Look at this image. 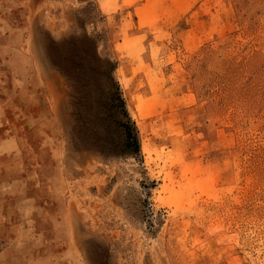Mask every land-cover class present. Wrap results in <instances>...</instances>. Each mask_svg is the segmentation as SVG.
<instances>
[{
  "label": "rangeland",
  "instance_id": "rangeland-1",
  "mask_svg": "<svg viewBox=\"0 0 264 264\" xmlns=\"http://www.w3.org/2000/svg\"><path fill=\"white\" fill-rule=\"evenodd\" d=\"M0 4V131L34 198L11 221L41 234L25 264H264V0Z\"/></svg>",
  "mask_w": 264,
  "mask_h": 264
},
{
  "label": "crops",
  "instance_id": "crops-1",
  "mask_svg": "<svg viewBox=\"0 0 264 264\" xmlns=\"http://www.w3.org/2000/svg\"><path fill=\"white\" fill-rule=\"evenodd\" d=\"M3 26H6V24L4 23ZM5 34L6 33H4V36H6ZM2 110H4V108L0 106V121L2 118ZM1 128L2 123L0 122V130ZM6 132L5 134L0 131V264H25L27 260L26 254L28 252L24 250L21 251L22 249L19 247L18 240L26 235H30L32 238L33 236L39 237L41 234L25 229L20 231L16 229V224H12V214H14V211L10 208V199L22 198V201L32 204V199L34 198L33 194L28 192L31 186L25 185L24 183L25 177L23 176V169H18L19 165L15 162L17 144L20 142V139L17 138L16 135H12L8 131ZM31 213L32 212L26 216L29 217L28 215H30L31 217ZM27 219L26 217L20 219L18 216L15 218L14 222H21L23 220L28 221ZM9 235L11 240L8 244H2L3 239Z\"/></svg>",
  "mask_w": 264,
  "mask_h": 264
},
{
  "label": "trees",
  "instance_id": "trees-1",
  "mask_svg": "<svg viewBox=\"0 0 264 264\" xmlns=\"http://www.w3.org/2000/svg\"><path fill=\"white\" fill-rule=\"evenodd\" d=\"M98 63L101 59L95 56ZM106 71H104V78L107 81L109 88L110 104L113 113V118L116 119V124L122 127L123 145L119 151L121 154L131 155L137 157L139 154V138L134 121L129 115L122 91L118 81L114 76L116 63L114 61L106 60Z\"/></svg>",
  "mask_w": 264,
  "mask_h": 264
}]
</instances>
